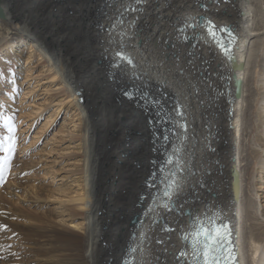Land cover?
<instances>
[{
    "label": "bare ground",
    "instance_id": "obj_1",
    "mask_svg": "<svg viewBox=\"0 0 264 264\" xmlns=\"http://www.w3.org/2000/svg\"><path fill=\"white\" fill-rule=\"evenodd\" d=\"M82 2L98 21L75 10L81 0L62 2L60 15L73 10L55 24L47 20L57 0H0V71L34 45L81 113L85 147L81 189L69 200L73 229L32 191L36 209L13 204L20 182H8L0 264H189L197 218L217 210L230 223L237 263L264 264V228L243 222L257 212L244 208L253 204L243 197L241 164L252 153L264 173V0ZM207 20L231 29L227 53ZM117 51L125 60L113 70ZM173 172L180 190L169 200Z\"/></svg>",
    "mask_w": 264,
    "mask_h": 264
},
{
    "label": "rangeland",
    "instance_id": "obj_2",
    "mask_svg": "<svg viewBox=\"0 0 264 264\" xmlns=\"http://www.w3.org/2000/svg\"><path fill=\"white\" fill-rule=\"evenodd\" d=\"M64 1L66 0H57L55 7L58 12L55 17L48 15L47 21L51 24L64 21L71 15L73 9L68 5L64 6V13L59 14ZM89 6L91 5H84L81 0V4H76L75 10L86 14L89 13ZM41 7H36V14H42L39 12ZM98 7L101 9L100 0ZM93 11L87 14L91 21H98V14L95 15ZM22 31L25 32L24 29ZM19 51L20 60H9V69L6 72L0 71V138L14 136V141H4L3 145L7 148L12 144L14 153H10V170L6 168L0 179V198L5 196L8 182L18 179L20 187L18 186L17 194L8 195L13 204L36 209L32 203V191L44 198V210L49 216L51 214L63 219L66 227L73 229L68 217L73 212L72 202L69 200L81 189L85 159L82 115L66 97L64 84L60 83L59 77L53 73L37 48L32 44L26 47L22 45ZM12 53L16 55V52ZM86 84L91 86L89 82ZM262 118L264 124V116ZM253 122L251 135L247 137L250 151L257 149L255 145L258 144L254 141L259 134L255 118ZM9 127H14V133L8 132ZM261 128L264 130V125ZM260 142L263 144L264 140ZM243 155L245 156L244 153ZM244 163L248 173L244 174L246 181L243 182V197L253 204V208H249L244 200V208L246 206L245 209L252 213L257 212V216H251L253 219L243 222L244 225L252 223L254 228L261 229L264 228V223L261 222H264V173L260 172L258 160L252 153L247 156V160L241 162L242 165ZM3 241L5 240L1 238V245Z\"/></svg>",
    "mask_w": 264,
    "mask_h": 264
},
{
    "label": "snow or ice",
    "instance_id": "obj_3",
    "mask_svg": "<svg viewBox=\"0 0 264 264\" xmlns=\"http://www.w3.org/2000/svg\"><path fill=\"white\" fill-rule=\"evenodd\" d=\"M139 2V0H138ZM209 25V36L215 41L217 46L225 53H227L231 45L235 42V36L230 28L221 26L217 29L216 25L211 21L205 22ZM219 31L225 34L229 39L226 41H220L216 39V32ZM115 62L110 63V67L113 70H118L121 62L125 60L124 53L117 51L115 53ZM130 63V61H129ZM126 96L128 92L124 93ZM179 114V113H178ZM9 133H14V127L8 128ZM4 141H14V136H5L0 138V179L3 178L6 168L10 170L12 164V155L14 153V147L9 144L5 148ZM167 142V139L165 140ZM170 159V158H169ZM179 160V158H177ZM155 163V162H153ZM177 173H171L169 180L166 182L163 190V197L172 200L174 197L179 196L180 184L176 179ZM166 210H170L172 205L167 203L162 205ZM205 220L208 221L207 226ZM198 230L191 232L192 237L189 249L191 253V260L189 264H234L235 256L231 247V230L227 223L219 217L218 210L211 215L204 216L203 218H197ZM7 226L0 224V229H6ZM188 233L182 235V240L188 239ZM129 251H132L130 248ZM187 254V253H182ZM127 264V261L125 262Z\"/></svg>",
    "mask_w": 264,
    "mask_h": 264
},
{
    "label": "water",
    "instance_id": "obj_4",
    "mask_svg": "<svg viewBox=\"0 0 264 264\" xmlns=\"http://www.w3.org/2000/svg\"><path fill=\"white\" fill-rule=\"evenodd\" d=\"M231 247H233V245L231 244ZM233 254H234V256H235V261H234V264H238L237 263V261H236V253H235V251H233Z\"/></svg>",
    "mask_w": 264,
    "mask_h": 264
}]
</instances>
